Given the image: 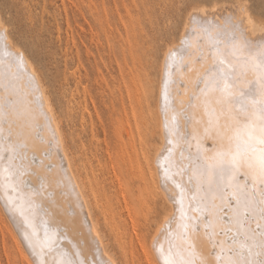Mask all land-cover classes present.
I'll return each mask as SVG.
<instances>
[{
    "label": "rangeland",
    "instance_id": "1",
    "mask_svg": "<svg viewBox=\"0 0 264 264\" xmlns=\"http://www.w3.org/2000/svg\"><path fill=\"white\" fill-rule=\"evenodd\" d=\"M102 3H103V5H102ZM198 5L199 6L201 5L203 7L205 6V9H207V10L209 9V11H212L211 10V8H212L217 13L229 11V10L236 8L238 5H243L244 8L247 10V12L252 16V18L254 20H256L257 22H259L261 24H262V21H264V0H141V1L140 0H0V18H1L0 20L3 22L2 24L5 25L8 36L10 37V40H12L11 42H13V45L15 44L14 45L15 47H19V49L21 48L20 50L24 51L26 56L31 60L33 65L38 70V73L40 74L42 82L44 83V85L46 87L45 89L47 91V94L50 97L49 99H50L51 105L54 107L53 109H54V112L56 114V117L60 123V126H62L61 129H63L62 132H63V135H65L64 139H66L65 142L67 143L66 148H68L67 152H70V154L73 156L72 157L68 153L69 158L72 159V160L70 159L71 161L76 160L75 163H74V161H73V163L71 162L72 167H73L74 171H76L78 173V176L81 180L82 179L84 180V177H85V180H84L85 184L84 185L87 184L85 189H87L89 187L86 190V193L89 191V193H87V195H88L89 201L91 202L90 204H92L91 205L92 211L96 210V212H94V213L97 215V217L93 213L95 215L94 217H96L94 219L97 223V227H98V223L100 222L99 227H98L100 229L99 231H101V230L103 231V233L100 232L101 236H102V234H104L102 236L103 241H105V243H107L108 245H106L105 243L104 244L106 245V248H108V251L110 250L109 252L112 254L113 258H115V257L117 258V261L115 259L117 264H147V263L158 264V261L156 262L157 259L155 257V253H154V248H153L154 246L152 245L153 235L156 231V228L158 227V226H156V228H155L154 223L156 225H159V223L161 222V220H160L161 215H162L161 219L163 220L167 216L166 214H169L171 212V209H170L171 204L168 201L165 202L166 197L164 196L165 194H164L163 189L161 188L160 191H157L160 189L161 186L158 182L159 181L158 176L156 177L157 172L155 170L156 169V166H155L156 151L161 146H162V148H160V149H162V150L165 147V145L162 144V140L164 139L163 130H162L163 128L161 127V125H159L162 121V114L160 113L161 112V110H160L161 106L159 104L160 103L159 100L161 98L160 93L162 91L161 87L163 86V83L161 82V80H163V69L162 68L165 64L164 61L166 60L165 57H167L168 51L171 48H175L177 43L179 42V38L181 36V33H179V31L182 32L183 25L185 23L184 21L187 19L186 16H188L186 14H189L187 12L193 11L192 9L195 6L197 7ZM90 6L95 7V8H91ZM115 7H116V9H115ZM146 7H148V8H146ZM89 8L91 10H89ZM96 8H97V10H96ZM145 8H146V10H145ZM106 10H108V11H106ZM139 11H141V12H139ZM150 11H153V12H150ZM138 12H139V14H136ZM133 16H137V17H135V19H134ZM140 17H142V18H140ZM127 18L130 19L129 20V21H131L130 24H129V21L127 22ZM136 18H137V20H136ZM138 18L141 19L140 23H139ZM133 19L136 20V22L138 21L137 23L139 25H137V23H133V21H134ZM131 24H133V25H131ZM128 25L130 27L134 26L133 27L134 29L131 27V29H133V30H131L130 27H128ZM126 27L128 30H130L129 34L127 32ZM122 28L124 29V31ZM135 29H136V32L134 33ZM112 34H114V35H112ZM178 34H180L179 38L177 37ZM126 35L127 36L129 35V39H127ZM133 35H135V36H133ZM135 37L139 39V40L137 39V41H139V42L136 41V43H135L136 39L133 40ZM177 38H178V41H177ZM124 39L127 41H124ZM128 40H130L129 44H127ZM132 40H133V43H132ZM172 40H173V45L170 44V43H172L171 42ZM119 41H122V42L119 43ZM144 41L146 43H144ZM175 41L177 42L176 44H174ZM137 43H139L138 44L140 47L139 51L141 54L138 53L139 52L138 50L132 51L134 49H137L136 47H138V45L137 46L135 45ZM141 43H143V44H141ZM123 44H124V46H123ZM133 44L135 46H133L131 48V46ZM140 44H141V46H143L142 48H141ZM129 45H130L131 51H129L130 50L128 47ZM167 45H170V47H168ZM121 46H123V47H121ZM121 48L122 49L126 48L129 53L133 52L132 54H134V52H135L136 55H133V56L129 55V57L130 56H132V57L139 56L140 60L137 57V60L133 62L131 60L133 58L128 57V52L126 50H123V52H122ZM143 48H145V49H143ZM165 50H166V52H165ZM124 51H125V53H124ZM123 53H124V55H123ZM143 53H144V55H143ZM137 54H139V55H137ZM126 58H128V59H126ZM135 59H136V57H135ZM135 59H133V60H135ZM138 60L140 63H137ZM161 62H162V64H161ZM122 63H123V65H122ZM141 63H142V65L140 68ZM143 63L144 64L146 63L145 64L146 66ZM147 64H148V66H147ZM129 66H130V68H129ZM135 66H137V68L138 67L139 68L138 69L134 68ZM146 67H147V69H146ZM119 68H121L123 71H120L121 69H119ZM131 68H133V70ZM144 68H145V70H144ZM125 69L128 72L124 71ZM135 69H137L139 71V77H138V75H136V74H138V72ZM146 70H148V71L146 72ZM129 71H131L130 74L132 75V78L128 76V75H130ZM121 72H122V74H121ZM124 72L128 73V74H126V76L129 77V78L127 77L128 79L131 78L130 80L131 81L133 80V82H131V81L130 82L136 83V84L131 85L129 80L126 81L127 78H126ZM140 72H141V75H140ZM123 74H124V76H123ZM159 74H160V76H159ZM144 75H146V76L148 75L147 76L148 79ZM140 76H141V78H140ZM144 77L147 79L146 82H145ZM120 79H122L121 80L122 86L120 84L121 81H119ZM124 81L126 83H124ZM134 81H138V83L134 82ZM100 82H101V84H100ZM158 82H160V85H158ZM127 83H129L130 86H132V87H130L129 85L128 86L124 85V84L127 85ZM117 85H118V87H116ZM134 86L136 88H134ZM139 86H140V88H139ZM113 87H115L114 88L115 90L113 89ZM124 87L125 88L128 87V88H126L125 90H122V88H124ZM118 89H121V90H118ZM127 89H128V91H127ZM133 89H134V91L136 89V93L133 92ZM149 89H150V93H148ZM113 91L115 93V96H113L114 95L112 93ZM119 91H120V93L122 92V94H120V93L118 94L117 92H119ZM140 91H143V92L140 93ZM133 93H135L136 96L138 95L137 96L138 98L137 97L131 98ZM139 93L141 95V98H143V99L142 100L140 99L137 101V99H139V97H140ZM108 94H110V95L113 94V95L110 96ZM117 94L119 95L118 98H117V96H118ZM121 95L124 98V100L122 97H120ZM157 96H159V97H157ZM110 97L113 98V100H111ZM125 97L127 98L128 101L126 100ZM84 99L86 100L85 102H84ZM115 99H116V101H115ZM119 99L122 101H120ZM134 100H136V101H134ZM144 100H146V101H144ZM125 101L127 103L129 102L128 103V105H130L129 107ZM150 101H152V102H150ZM154 101H155V103H154ZM157 102H158V105H157ZM123 103L125 104V107L122 106V105H124ZM136 103L139 104V106H137ZM140 103H142V104H140ZM117 104H119V106H117ZM131 104H133L132 105L133 109L132 108L130 109ZM143 104H145V105H143ZM147 105H148V107H147ZM150 105L152 106L151 108H150ZM153 105H155L157 107L154 108ZM104 106H106V107H104ZM115 106L117 108L116 110L119 111V112L117 111V113H120L121 111H123L122 113L124 114L125 118L121 117L123 115L121 113L119 115L120 117L118 116V114L115 112L116 111ZM120 106H121V110H119ZM136 106L138 108L140 107L142 110L139 111V109ZM85 107H86V109H84ZM109 107H110V109H108ZM126 107H128V108H126ZM102 109H104V110H102ZM136 109H138V111ZM109 110H111L110 114H109ZM153 111H155V112H153ZM132 113H133V115H132ZM153 113H154V115H153ZM139 114H141V115H139ZM150 114L152 115V117L150 116ZM128 115H130V116H128ZM138 115L140 117H138ZM115 116H117V117H115ZM143 117H145L146 119L145 118L143 119ZM126 118H128L129 121ZM150 118H153V120L151 119L152 122H151ZM159 118H160V120H159ZM117 119H119V120H117ZM147 120H150V122L152 124H150ZM113 121L114 122L119 121V122H117V124L118 123L119 124L118 125L116 124L117 125L116 126L115 124H113ZM126 121H127V123H126ZM130 121L131 122L133 121L132 122L133 126H134V127L132 126L133 128L130 125ZM140 121L142 122V124H140L141 123ZM143 122H145V124ZM147 122L150 125H148ZM125 123L128 127L125 125ZM144 125H145V127H144ZM158 125L160 128H158ZM134 128H135V130H134ZM144 128H145V130H144ZM128 130H130L131 134L128 133ZM133 131H135L137 133L135 134V132H133ZM138 133L141 134L140 137H139ZM122 134L124 135V137L122 136ZM137 134H138V138H137ZM148 134H150V135H148ZM116 137H117L118 141H117ZM126 138H128V139L132 138V139L128 140ZM160 138H162V139H160ZM145 140L147 141V143ZM126 141H130V142H126ZM159 141H161V142H159ZM117 142H118V144L116 145ZM128 143H129V146L127 145ZM131 143H133V144H131ZM143 144L147 148H145V146ZM146 144H148V145H146ZM156 144L158 146L157 148H155ZM131 145H134V146H131ZM126 148H128V149H126ZM138 148H139V150H138ZM141 148H143V149H141ZM154 148H155V150H154ZM129 149H130V151H129ZM117 152H118V154H117ZM132 153L133 154L135 153L134 157H133ZM139 153H140L141 157H140ZM177 153L178 152H177L176 146H175V150H174L172 155L173 156L177 155ZM119 154H121V155H119ZM129 154H130V156H129ZM150 154H151V157L154 156V157H152V159H151V157L149 159ZM127 155L129 158L127 157ZM136 155L139 156V158ZM146 155H147V157H146ZM121 156H122L123 160L121 159ZM124 159L126 160V163L128 162V164H126V167H125V165H123V164H125ZM143 159H146V160H143ZM132 160H133V162H132ZM147 160L148 161L153 160V161L148 162ZM140 163H141V165L139 167L138 165ZM148 163L150 165L151 164L152 165L150 166V165H148ZM132 164H134V165H132ZM74 165H76V166H74ZM136 165H137V167H136ZM145 166H146V168H145ZM127 167L129 169H127ZM132 167H134V168L132 169ZM140 168H144V169L139 170ZM150 168H151V170H149ZM129 170H130V173H128ZM136 171L138 173L137 176H136ZM145 172L148 174H145ZM88 173H89V175H88ZM92 173H94V174H92ZM150 173L151 174L153 173V174L151 175ZM154 173H155L156 179L153 176ZM83 174H85V175H83ZM90 175H92V176L89 177ZM145 175H147V176L149 175V177L147 178V176L145 177ZM92 177H94L93 178L94 180L91 179ZM116 177H118V178H116ZM141 177H145V178H141ZM135 178H136V180H134ZM149 178H150V180H152V179L153 180L150 181ZM139 179L140 180L142 179L141 182ZM143 179H146L145 181L147 183L145 181H143ZM112 180H114V181H112ZM154 180H156L158 182L157 183L158 185L155 183L156 181H154ZM94 181H96V183ZM137 181H139L140 184ZM142 181L144 183H142ZM153 181H154V183H152ZM113 182H115V185ZM128 182L130 184H133V185L130 186V184ZM117 183L120 186H118ZM134 183H136V184L138 183L139 186L135 185ZM153 184H154V186H156L158 188H156V187L154 188ZM145 185H147V186H145ZM128 186H130L133 190ZM117 187H119L120 191H119V189L116 190ZM120 187L122 188V190ZM127 187H128V189H127ZM110 188H112V190L115 189L117 193L114 190L113 191L115 192V194L120 195V197L119 196L117 197L115 194H113L114 192H112V190ZM151 188H152V190H151ZM96 189H98L99 191H97ZM104 189L106 191H104ZM109 189L111 191V194H110ZM149 189L152 192L156 193L157 196H155L154 193L150 192ZM94 190H96V191H94ZM90 191L92 194L90 193ZM128 191H131L133 196H134V194H136L134 196V198L131 195V193ZM135 191H137V192H135ZM103 192H106V193L103 194ZM118 192H119V194H118ZM97 193H99V194H97ZM160 193H161L160 197L163 194V196H162L163 198L158 197ZM95 194H97L98 196ZM121 194H123L124 196ZM143 194H144V196L142 197ZM100 195H101V197H100ZM103 195H105V196H103ZM125 195L127 198L125 197ZM95 196H97L96 198L99 201H96L97 199L95 198ZM113 196L114 197L116 196L118 199L116 197H115L116 199L113 198ZM89 197H91V199L93 201L90 200ZM103 197H105V198L103 199ZM144 197H147V198H145V200H144ZM151 198H152V200H151ZM153 198H155V200H153ZM101 199H103V200H101ZM126 199H127V201H126ZM149 199L151 200V204L149 202L150 201ZM104 200H105V202H104ZM115 200H117V201H115ZM119 200H121V203H119L120 202ZM138 200H140V202ZM94 201L96 203H94ZM106 201H107V203H106ZM98 202L99 203L102 202L100 204L104 207H102ZM133 202H134V204H133ZM153 202L154 203L156 202L155 206H154ZM164 202H165V204H164ZM112 203L113 204L116 203V205H118V204H120V205H118L119 206L118 207V206H115V204L113 205ZM122 203H123V205H122ZM135 203H138V204H135ZM142 203H144L145 205ZM168 204H170V205H168ZM1 205L2 204H0V264H26L27 262L24 259H22L20 257V255H18L17 247H15V245H16L15 241L16 240L19 241L18 235H17L12 223L10 222V219H9L3 205L2 206ZM126 205H127V207L129 205L128 209L130 207L131 208L128 210ZM114 206L117 207L116 210H119V212L121 210L122 214L121 213L119 214L118 211H117L118 214L114 213L115 212ZM134 206L136 208H137V206H139V207H138V209H136V208H134ZM106 207H107V209H106ZM108 207L110 210L108 209ZM112 207H114V208H112ZM123 207H125V209ZM149 207H151V208H149ZM111 208L114 210H112ZM141 208H143V209H141ZM139 209H140V214H139ZM148 209H151V210L154 209V210L151 212V210H148ZM143 210H145V211H143ZM162 210H164V211H162ZM97 211H99L100 214H101V212H104L103 214H101V216L102 215L103 216L99 217L100 214L97 213ZM127 211H128V213H131V212L132 213L128 214ZM129 211H131V212H129ZM156 211H159L160 213L158 212V214H157ZM161 211L165 212V213H163L164 215L162 214ZM145 212H147V213H145ZM148 212L151 213V215H149ZM154 213H156V214H154ZM105 214H106V216H104ZM133 214L135 215V217ZM146 214L149 215L148 216L149 219L147 218ZM110 215H111V217H110ZM120 215H123V217L127 215L126 217H128V218L125 217L126 218L125 219V218L121 217ZM129 215H130V217H129ZM157 215H160L159 220H158ZM117 216H120L119 218L121 219V221ZM156 216H157V218H156ZM140 217H141V219H139ZM130 219H132V220H130ZM138 219H139V221H138ZM146 219H147V221H146ZM152 219H154L155 222ZM103 220H105V221L103 222ZM128 220H129V222H128ZM157 220H158V222H156ZM133 221H134V223H133ZM144 221L147 222L146 225H144L145 224ZM148 221H149V223H148ZM120 222H122L123 224ZM124 222H127V225ZM109 223H111V224H109ZM131 223H133L132 225L134 227L131 225ZM137 223L140 225H137ZM142 223H143V225H142ZM116 224H117V226H116ZM123 225H125L127 229L124 228ZM141 225H142V227H137V226H141ZM150 225H151L150 228L152 230L150 228H147ZM119 226L121 227V230H123V231H120ZM113 227H116V228H114L115 230L112 229ZM140 228H142V229L144 228V229L142 230ZM153 228L155 230H153ZM111 230H112V232H111ZM127 230H130V231H127ZM136 230L138 231L139 234L136 233L137 232ZM115 231L117 232V234H120V235L116 236L117 234L115 233ZM131 231H132V233H131ZM127 232H128V234H125ZM146 232H148V234L151 233L152 235L151 234L148 235ZM129 233L132 235H135V237L131 236ZM123 234L127 235L126 236L127 238L125 236H123ZM143 234H145V235H143ZM121 235H122V237H121ZM137 235H138V237H136ZM139 235H141V237ZM150 235H151V237H149ZM118 237H119V239H118ZM132 237H133V239H132ZM14 238L16 240H14ZM141 238L143 240H141ZM122 239L123 240L126 239V241L128 242L129 245L124 240L125 244H122V246H121L120 244L124 243L122 241ZM134 239L135 240L138 239L137 242ZM12 240H14V242ZM130 240H132L133 243ZM146 240H148V241H146ZM118 241L119 242L121 241V243H119ZM130 242L133 245L136 243V245L133 246ZM144 242H145V244H144ZM149 242H150V246H148ZM142 244H143V246H142ZM118 247H120V248H118ZM131 247H136L135 249L134 248L132 249L133 252H131ZM122 248L123 249L126 248V250H123ZM128 249H129V253L127 252ZM143 250H145L147 254ZM148 250L149 251L153 250V251L149 252ZM123 251L126 252V254L127 253L128 254L126 255ZM137 253H139V254L137 255ZM140 253H142V256L140 255ZM152 254L154 257L152 256ZM149 255H150V257H149ZM136 256H140V258L136 257ZM146 256L150 259H148ZM144 257H146V259H148V262H146L147 260ZM21 259L24 261H21Z\"/></svg>",
    "mask_w": 264,
    "mask_h": 264
},
{
    "label": "snow or ice",
    "instance_id": "2",
    "mask_svg": "<svg viewBox=\"0 0 264 264\" xmlns=\"http://www.w3.org/2000/svg\"><path fill=\"white\" fill-rule=\"evenodd\" d=\"M240 9L243 11V5ZM194 24L207 38L209 52L218 49L222 42L232 43L243 39L249 49H260L261 63H264V21L259 30L260 39L254 41L247 35L248 28L244 26L243 19L239 16L230 15L225 23L213 24L211 20L202 22L198 12L189 14V24L186 26L184 38L177 47L169 51L165 60L163 74L165 147L161 156L157 158L158 167L161 168L162 187L167 192L168 184L171 183L177 190L173 202L174 206H178L179 212L178 216L174 214V217L170 218L165 229L169 243L167 252L162 245L156 250L162 264H264V182L253 180L244 171L236 170L230 164L220 163L210 170L203 159L202 145L193 138L191 130L190 108L195 98L194 94H189L188 101L179 103L178 108L170 97L171 86L175 85L177 90L186 87L185 81L177 75V70L188 72L191 67L185 62V57L191 54L188 37L197 34L193 28ZM200 52L196 63L203 59L202 48ZM13 68L15 72L12 71ZM213 71L221 79H232L231 74L222 71L218 65H210L203 75L196 78L194 85L196 91L207 86L205 77ZM22 73L26 76L32 91L38 93L34 76L25 69L23 54L9 50L6 29L0 28V88L6 92L9 89L15 91L13 81ZM252 91V85H249L248 89H242L243 95L236 97L235 102L244 105ZM35 102L47 120V114L43 112V100L39 95L35 96ZM16 103L17 101L9 95L0 97V191L4 193L10 210L15 211L23 222V235L33 256L36 257L34 264H111L108 260L89 262L81 257L79 251L69 254L62 250L56 230L49 228L47 222H44V239L41 241L37 235L34 221L43 208L32 199V195L44 190V178L38 177L40 181L38 188H32L24 179L26 173L34 175L38 173H32L25 165L24 161L28 157L26 151H22L26 149V145L20 139L22 133L13 130L12 116L16 111ZM169 108L172 110L170 120L167 117ZM36 134L43 141L38 128ZM172 137L177 139L174 140ZM177 142L181 146V160H187V164L182 162L178 166V171L172 174L167 163L161 164V159L169 160ZM208 143L205 142L206 146ZM193 146L195 151L192 150ZM185 152L187 156L184 155ZM176 175L187 176V183L177 182ZM25 187L29 188L32 195L23 191ZM172 224L175 225L174 229ZM201 228L209 244L208 256L214 257L211 262L198 252L192 239V234H198ZM219 235H223L225 240H217L216 237ZM229 240L231 243L226 249L225 244ZM225 252L230 254L227 258ZM57 255L59 259L56 258Z\"/></svg>",
    "mask_w": 264,
    "mask_h": 264
},
{
    "label": "bare ground",
    "instance_id": "3",
    "mask_svg": "<svg viewBox=\"0 0 264 264\" xmlns=\"http://www.w3.org/2000/svg\"><path fill=\"white\" fill-rule=\"evenodd\" d=\"M141 1V0H140ZM122 3V2H121ZM149 3V2H148ZM137 4V3H136ZM152 4V3H151ZM102 5H103V3H102ZM139 5V4H138ZM147 5V4H146ZM135 6V5H134ZM140 6V5H139ZM149 6V5H148ZM199 6V5H198ZM194 7L192 10L193 11H189V12H187V13H194V12H198L199 14H200V19H201V21L203 22V21H207V20H211V22L213 23V24H222V23H225L226 21H227V18L230 16V15H235V16H239V17H241L242 19H243V23H244V26L245 27H247L248 28V33H247V35L249 36V38L250 39H252V40H258V39H260V27H261V23H259V22H257L256 20H254L253 18H252V16L247 12V10L244 8V6H243V11H241V9H240V6L241 5H238L236 8H234V9H232V10H229V11H224V12H219V13H217V12H215L212 8H211V10L212 11H209V9L207 10V9H205V6L203 7V6H199V7ZM91 7V6H90ZM97 7V6H96ZM103 7V6H102ZM91 8H95V7H91ZM125 8V7H124ZM144 8V7H143ZM146 8H148V7H146ZM146 8H145V10H146ZM104 9V8H103ZM107 9V8H106ZM115 9H116V7H115ZM170 9V8H169ZM89 10H91L90 8H89ZM96 10H97V8H96ZM109 10V9H108ZM108 10H106V11H108ZM151 10V9H150ZM154 10V9H153ZM111 11V10H110ZM125 11V10H124ZM97 12V11H96ZM100 12V11H99ZM113 12V11H112ZM136 12V11H135ZM139 12H141V11H139ZM139 12L138 13H136V14H139ZM143 12V11H142ZM150 12H153V11H150ZM91 13V12H90ZM104 13V12H103ZM126 13V12H125ZM130 13V12H129ZM94 14V13H93ZM106 14V13H105ZM127 14V13H126ZM125 14V15H126ZM131 14V13H130ZM189 14H186V15H188V16H186L187 17V19L184 21L185 23H184V25H183V29H182V32L181 31H179V33H181V36H180V38H179V35L180 34H178V38H179V42L177 43L176 41L174 42V44H176L177 43V45H176V47L179 45V43H180V41H181V39L182 38H184V34H185V31H186V26L189 24ZM124 15V14H123ZM128 15V14H127ZM141 15V14H140ZM145 15V14H144ZM94 16V15H93ZM119 17V16H118ZM134 17V19H135V17H137V16H133ZM96 18V17H95ZM140 18H142V17H140ZM140 18H138L139 19V23H140ZM1 19V18H0ZM120 19V18H119ZM123 19V18H122ZM133 19V20H134ZM130 19L129 18H127V22L129 21ZM136 20H137V18H136ZM136 20H134L133 21V23H137L136 22ZM144 20V19H143ZM94 21V20H93ZM256 21V22H255ZM130 22L131 21H129V24H130ZM145 22V21H144ZM3 22L0 20V28H3V29H6V27H5V25H3L2 24ZM96 23V22H95ZM125 23V22H124ZM142 23V22H141ZM259 23V24H258ZM127 24V23H126ZM125 25V24H124ZM131 25H133V24H131ZM137 25H139L138 23H137ZM143 25V24H142ZM126 26V25H125ZM146 26V25H145ZM123 27V26H122ZM128 27H130L129 25H128ZM132 27V26H131ZM131 27H130V29H131ZM134 27V26H133ZM132 27V28H133ZM125 28V27H124ZM136 28V27H135ZM193 28L195 29V31H196V33L197 34H195V35H191V36H189L188 37V39H189V42H190V52H193V51H195L194 49H193V45L194 44H196V45H202V44H205L206 42H207V38L206 37H204L201 33H200V30H199V28H198V26L197 25H193ZM123 29V28H122ZM126 29H127V27H126ZM134 29V28H133ZM133 29H131V30H133ZM140 30V29H139ZM146 30V29H145ZM149 30V29H148ZM181 30V29H180ZM123 31H124V29H123ZM129 31L130 30H128L127 29V32H128V34H129ZM136 32V29H135V31H134V33ZM140 33V32H139ZM126 34V33H125ZM142 34V33H141ZM140 34V35H141ZM112 35H114V34H112ZM138 35V34H137ZM139 35V36H140ZM127 36V35H126ZM125 36V37H126ZM133 36H135V35H133ZM109 37V36H108ZM144 37V36H143ZM6 38H7V44L9 45V50L10 51H13V52H19V53H22L23 54V58H24V62H25V69H26V71H27V73H30L31 75H33L34 76V78H35V81H36V84H37V86H38V93H34L33 91H32V89H31V87L29 86V84H28V82H27V78H26V76L22 73L20 76H19V78L18 79H15L14 81H13V89L15 90V91H13L12 89H9L7 92L3 89V88H0V97H4V96H6V95H9V96H11L14 100H16L17 101V103H16V106H15V108H16V111L13 113V116H12V119H13V121H14V123H13V130H14V132H20V133H22L21 134V136H20V139H21V141L26 145V149H23L22 151H26V153H27V159L24 161V163H25V165L27 166V167H29L31 170H32V173H38V175H34V174H31V173H26L25 174V177H24V179L26 180V182L28 183V184H30L31 185V187L32 188H38L39 187V184H40V181H39V176H42L44 179H43V183H44V190L42 191V192H40L39 194H37V195H32V193L30 192V190H29V188H27V187H25V188H23V191L25 192V193H28L29 195H32V199L34 200V201H36V203L37 204H39V205H41L42 206V208H43V211H41L40 212V214L36 217V220L34 221V223H35V228H36V233H37V235L39 236V238H40V240L42 241L43 239H44V222H47V224H48V226H49V228H51V229H55L56 230V235H57V237H59L60 239L58 240V243H59V246H60V248L62 249V250H65V251H67L69 254H73V253H75L76 251H79V253H80V255H81V257L83 258V259H85L86 261H89V262H95V261H101V260H108V261H111V264H117V258L115 257V258H113V256H112V254L108 251V248H106V245H108L107 243H105V241H103V235L104 234H102V236H101V233H103V231L101 230V231H99L100 229L98 228L99 227V223H98V227H97V223H96V221H95V219L94 218H96L97 217V215L94 213V212H96V210L95 211H92V207H91V205L92 204H90L91 202L89 201V199H88V195H87V193H89V191L86 193V190L89 188L88 186V188L87 189H85V187H86V185H84L85 184V182H84V180H85V177H84V180L82 181L80 178H79V176H78V173L76 172V171H74V169H73V167H72V163H73V161H71L72 159L71 158H69V155H68V153L70 154V152H67L68 151V148H66V142H65V140L66 139H64V136L65 135H63V132H62V130L63 129H61L62 128V126H60V123H59V121H58V119H57V117H56V114H55V112H54V107L51 105V102H50V97L48 96V94H47V91H46V87H45V85H44V83L42 82V79H41V77H40V74L38 73V70L36 69V67L33 65V63L31 62V60L26 56V54L24 53V51H22V50H20L19 49V47H15L14 45H13V42H11L12 40H10V37L8 36V33H7V30H6ZM140 38V37H139ZM178 38H177V41H178ZM127 39H129V35L127 36ZM136 39V40H135ZM137 39L138 38H134L133 40H135V43H136V41H137ZM146 39V38H145ZM122 40V39H121ZM133 40H132V43H133ZM139 40V39H138ZM174 40V39H173ZM173 40L171 41L172 43H170L171 45H173ZM176 40V39H175ZM123 41V40H122ZM122 41H119V43L120 42H122ZM124 41H127V40H125L124 39ZM129 41L130 40H128V42H127V44H129ZM147 41V40H146ZM118 42V41H117ZM137 42H139V41H137ZM142 42V41H141ZM144 43H146L145 41H144ZM139 43H137V44H135L136 46L138 45ZM141 44H143V43H141ZM141 44H140V46H141ZM120 45V44H119ZM134 44L131 46V48L133 47V46H135ZM118 46V45H117ZM123 46H124V44H123ZM123 46H121V47H123ZM127 46V45H126ZM125 46V47H126ZM168 47H170V45H167ZM175 46V45H174ZM129 47V49H130V45L128 46ZM143 46H141V48H142ZM127 48V47H126ZM122 49L121 48V50H122V52H123V50H126L127 51V49ZM137 49H134V50H132V51H136V50H138L139 51V45H138V47H136ZM120 49V48H119ZM128 49V50H129ZM143 49H145V48H143ZM142 49V50H143ZM171 49H173V48H171ZM170 49V50H171ZM169 50V51H170ZM129 51H131V49L129 50ZM169 51H168V53H169ZM121 52V53H122ZM128 52V51H127ZM145 52V51H144ZM165 52H166V50H165ZM124 53H125V51H124ZM124 53H123V55H124ZM133 53V52H132ZM132 53H129L128 52V57H129V55H136V53L134 52V54H132ZM138 53H140V51L138 52ZM167 53V54H168ZM141 54V53H140ZM165 54V53H164ZM166 54V55H167ZM137 55H139V54H137ZM143 55H144V53H143ZM142 55V56H143ZM86 56V55H85ZM126 56V55H125ZM132 56H130L129 58H133V59H135V57H136V59L135 60H133V59H131L133 62L134 61H136L137 60V57L139 58V56H135V57H132ZM164 57V56H163ZM142 58V57H141ZM166 58V57H165ZM197 58V57H196ZM126 59H128V58H126ZM143 59V58H142ZM121 60V59H120ZM124 60V59H123ZM139 60H140V58H139ZM139 60H138V62L137 63H140L139 62ZM146 60V59H145ZM142 62V61H141ZM144 62V61H143ZM147 62V61H146ZM132 63V62H131ZM164 63H165V61H164ZM133 64V63H132ZM144 64V63H143ZM146 64V63H145ZM144 64V65H145ZM149 64V63H148ZM148 64H147V66H148ZM161 64H162V62H161ZM93 65V64H92ZM122 65H123V63H122ZM135 65V64H134ZM141 65H142V63L140 64V68H141ZM143 65V66H144ZM95 66V65H94ZM125 66V65H124ZM133 66V65H132ZM138 66V65H137ZM137 66H135L134 68H137ZM146 66V65H145ZM126 67V66H125ZM123 68V67H122ZM129 68H130V66H129ZM139 68V67H138ZM137 68V69H138ZM149 68V67H148ZM119 69H121V68H119ZM132 70H133V68H131ZM130 69V70H131ZM137 69H135V70H137ZM146 69H147V67H146ZM163 74H164V70H165V64H164V66H163ZM129 70V69H128ZM144 70H145V68H144ZM149 70V69H148ZM148 70H146V72L148 71ZM12 71L13 72H15L16 70H15V68H13L12 69ZM120 71H123L122 69L120 70ZM124 71H126V69L124 70ZM126 72H128V71H126ZM133 72V71H132ZM136 72V71H135ZM137 72H138V74H136V75H138V77H139V71L137 70ZM131 73V71H129V74ZM160 73V72H159ZM119 74V73H118ZM117 74V75H118ZM121 74H122V72H121ZM124 74H125V76H126V74H128V73H125L124 72ZM124 74H123V76H124ZM144 74V73H143ZM161 74V73H160ZM160 74H159V76H160ZM131 75V74H130ZM130 75H128L129 77H131L132 78V75L130 76ZM140 75H141V72H140ZM122 76V77H123ZM128 76H126V78L128 77ZM146 78H147V76L146 75H144ZM116 77V76H115ZM128 77V78H129ZM144 77V79H145V82H146V80L148 79H146ZM102 78V77H101ZM125 78V77H124ZM123 78V79H124ZM126 79V81L127 80H129V82L131 81L130 79ZM134 78V77H133ZM137 78V77H136ZM140 78H141V76H140ZM119 79V78H118ZM117 79V80H118ZM122 79H120L119 81H121ZM125 80V79H124ZM115 81V80H114ZM141 81V80H140ZM118 82V81H117ZM131 82H133V80L131 81ZM130 82V83H131ZM134 82H137L138 83V81H134ZM161 82L163 83V80H161ZM120 83V82H119ZM124 83H126L125 81H124ZM100 84H101V82H100ZM121 86H122V81H121ZM134 85V84H136V83H131V85ZM125 86H130V84L129 83H127V85L126 84H124ZM138 85V84H137ZM141 85V84H140ZM158 85H160V82H158ZM99 87V86H98ZM116 87H118V85L116 86ZM120 87V86H119ZM130 87H132V86H130ZM129 87V88H130ZM115 87H113V89H114ZM121 88V87H120ZM126 88H128V87H126ZM125 87L124 88H122V90H125L126 89ZM134 88H136L135 86H134ZM139 88H140V86H139ZM143 88V87H142ZM162 88V91H161V93H160V96H161V98H160V100H159V104H160V110H161V114H162V121H161V123L159 124V125H161V127L163 128L162 130H163V135H164V139L162 140V144L163 145H165V129H164V122H165V113H164V111H163V104H164V101H163V86L161 87ZM183 87H180L179 88V90H177V87L175 86V85H173V86H171L170 88H169V93H170V97H171V99L175 102V106L178 108L179 107V98L183 95ZM85 90V89H84ZM115 90V89H114ZM118 90H121V89H118ZM127 91H128V89H127ZM126 91V92H127ZM139 91V90H138ZM178 91H179V95H178ZM84 92V91H83ZM124 92V91H123ZM133 92H135L136 93V89H135V91H134V89H133ZM143 91H140V93H142ZM113 94V96H115V93H114V91L112 92ZM118 94L120 93V91L119 92H117ZM135 93H133V95L131 96V98L132 97H137L136 96V94ZM140 93H139V99H137V101L138 100H142L143 98H141V95H140ZM148 93H150V89H149V92ZM87 94V93H86ZM117 94V95H118ZM120 94H122V92L120 93ZM124 94V93H123ZM36 95H39L41 98H42V100H43V112L44 113H46L47 114V117H48V119L47 120H45V118H44V116L41 114V110L37 107V105H36V102H35V96ZM108 95H110V94H108ZM112 95H110V96H112ZM129 95V94H128ZM135 95V96H134ZM124 96V95H123ZM127 96V95H126ZM119 97V95L117 96V98ZM120 97H122V95L120 96ZM157 97H159V96H157ZM111 98V97H110ZM123 98V97H122ZM126 98V97H125ZM129 98V97H128ZM138 98V97H137ZM134 99V98H133ZM111 100H113V98H111ZM120 100V99H119ZM123 100H124V98H123ZM126 100H127V98H126ZM132 100V99H131ZM86 100L84 99V102H85ZM115 101H116V99H115ZM120 101H122V100H120ZM128 101V100H127ZM133 101V100H132ZM134 101H136V100H134ZM144 101H146V100H144ZM149 101V100H148ZM119 102V101H118ZM126 102V101H125ZM150 102H152V101H150ZM112 103V102H111ZM117 103V102H116ZM120 103V102H119ZM129 103V102H128ZM128 103L126 102V104L128 105ZM132 103V102H131ZM154 103H155V101H154ZM114 104V103H113ZM124 104V103H123ZM140 104H142V103H140ZM147 104V103H146ZM151 104V103H150ZM132 105L133 104H131V107H130V109L132 108ZM136 105L137 106H139V104H137L136 103ZM143 105H145V104H143ZM149 105V104H148ZM148 105H147V107H148ZM157 105H158V102H157ZM85 106V105H84ZM83 106V107H84ZM107 106V105H106ZM106 106H104V107H106ZM117 106H119V104H117ZM122 106H124L125 107V104L124 105H122ZM130 105H128V107H129ZM136 106V107H137ZM141 106V105H140ZM154 106V108L155 107H157V106H155V105H153ZM128 107H126V108H128ZM152 106L150 105V108H151ZM97 108V107H96ZM138 108V107H137ZM143 108V107H142ZM146 108V107H145ZM153 108V109H154ZM84 109H86V107L84 108ZM105 109V108H104ZM104 109H102V110H104ZM108 109H110V107L108 108ZM117 108H116V106H115V110H116ZM133 109V108H132ZM139 109V111L140 110H142L140 107L138 108ZM138 109H136L137 111H138ZM119 110H121V106H120V109ZM135 110V111H136ZM98 111V110H97ZM110 111L111 110H109V114H110ZM117 111L118 110H116L115 112L117 113ZM128 111V110H127ZM136 111V112H137ZM150 111V110H149ZM119 112V111H118ZM123 111H121L120 113L121 114H123L122 113ZM126 112V111H125ZM124 112V113H125ZM130 112V111H129ZM128 112V113H129ZM132 112V111H131ZM142 112V111H141ZM140 112V113H141ZM147 112V111H146ZM153 112H155V111H153ZM120 113H117L118 114V116L120 115ZM127 113V112H126ZM139 113V112H138ZM143 113V112H142ZM157 113V112H156ZM114 114V113H113ZM116 114V115H117ZM135 114V113H134ZM147 114V113H146ZM160 114V115H161ZM115 115V114H114ZM132 115H133V113H132ZM139 115H141V114H139ZM138 115V117H140ZM153 115H154V113H153ZM171 115H172V110H171V108H169V110H168V112H167V117H168V119L170 120L171 119ZM128 116H130V115H128ZM148 116V115H147ZM146 116V117H147ZM150 116L152 117V115L150 114ZM159 116V115H158ZM115 117H117V116H115ZM120 117V116H119ZM118 117V118H119ZM121 117H124V114L121 116ZM127 117V116H126ZM125 118V117H124ZM129 118V117H128ZM128 118H126V119H128ZM135 118V117H134ZM145 117H143V119H144ZM161 118V117H160ZM160 118H159V120H160ZM123 119V118H122ZM133 119V118H132ZM131 119V120H132ZM136 119V118H135ZM146 119V118H145ZM153 120V118H150V120ZM117 120H119V119H117ZM142 120V119H141ZM150 120H147L150 124H152L151 122H152V120H151V122H150ZM124 121V120H123ZM128 121H129V119H128ZM135 121V120H134ZM144 121V120H143ZM117 122H119V121H117ZM117 122H114L113 121V124H117ZM133 122V121H132ZM131 121H130V125H131V127L133 126V123H132ZM141 122V121H140ZM148 122H147V124H148ZM158 122V121H157ZM126 123H127V121H126ZM126 123H125V125H126ZM144 124H145V122H143ZM119 124V123H118ZM117 124V125H118ZM136 124V123H135ZM140 124H142V122L140 123ZM150 124H148V125H150ZM116 125V126H117ZM159 125H158V128H160L159 127ZM114 126V125H113ZM123 126V125H122ZM127 126V125H126ZM109 127V126H108ZM128 127V126H127ZM134 127V126H133ZM132 127V128H133ZM144 127H145V125H144ZM148 127V126H147ZM37 128L39 129V136H42L43 137V141H41V139H39L38 138V136H37ZM149 128V127H148ZM147 128V129H148ZM134 130H135V128H134ZM137 130V129H136ZM144 130H145V128H144ZM125 131V130H124ZM123 131V132H124ZM143 131V130H142ZM133 132H135V131H133ZM139 132V131H138ZM145 132V131H144ZM149 132V131H148ZM128 133L129 134H131L130 133V130H128ZM137 132H135V134H136ZM141 133V132H140ZM147 133V132H146ZM151 133V132H150ZM116 134V133H115ZM120 134V133H119ZM134 134V133H133ZM139 134V133H138ZM138 134H137V138H138ZM140 135L141 134H139V137H140ZM148 135H150V134H148ZM53 136L55 137V139H53ZM115 136V135H114ZM122 136L124 137V135L122 134ZM136 136V135H135ZM161 136V135H160ZM131 137V136H130ZM147 137V136H146ZM163 138V137H162ZM162 138H160V139H162ZM174 140H176L177 138L176 137H172ZM116 139H117V137H116ZM124 139V138H123ZM126 139H128V138H126ZM130 139H132V138H129L128 140H130ZM122 140V139H121ZM141 140V139H140ZM117 141H118V139H117ZM146 141V140H145ZM126 142H130V141H126ZM133 142V141H132ZM159 142H161V141H159ZM135 143V142H134ZM137 143V142H136ZM143 143V142H142ZM146 143H147V141H146ZM118 144V142L116 143V145ZM126 144V143H125ZM131 144H133V143H131ZM159 144V143H158ZM128 146H129V143L127 144ZM144 145V144H143ZM146 145H148V144H146ZM160 145V144H159ZM131 146H134V145H131ZM145 146V145H144ZM155 146V145H154ZM175 146H176V150H177V155H171V157L169 158V160L168 161H164L163 159H161V164L163 165L164 163H167L168 165H169V167L171 168V171H172V174H175L177 171H178V166L183 162L184 164H187V160H184V161H182L181 160V146H180V143L179 142H177L176 144H175ZM208 147H211V143L209 142L208 143V145H207ZM125 147V146H124ZM149 147V146H148ZM158 146H157V144H156V146H155V148H157ZM132 148V147H131ZM145 148H147L146 146H145ZM155 148H154V150H155ZM160 148H162V146L160 147ZM158 149L157 151H156V155H155V166H156V172H157V175H156V177L158 176V182H159V184H160V189L159 190H157V191H160L161 190V188L163 189V191H164V196L166 197V201L165 202H169L170 204H171V212L169 213V214H166L167 216L162 220L161 218H162V215H161V218H160V220H161V222L159 223V225H156L155 223H154V227L156 228V226H158L157 228H156V231H155V233H154V235H153V239H152V245L154 246L153 248H154V253H155V257H156V262L158 261V264H162V260L160 259V256H159V253L157 252V250H156V248L157 247H159V246H163V248H164V250H165V252H167V250H168V247H169V243H168V240L166 239V235H167V233H166V231H165V229H166V227L168 226V222L170 221V218H173L174 217V214H176L177 216H178V212H179V209H178V206H174V202H173V196L175 195V193L177 192V190L175 189V187L171 184V183H169L168 184V191L166 192L165 191V189H164V187H162V178H161V168L160 167H158V164H157V158H158V156H161V153H162V149ZM118 149V148H117ZM126 149H128V148H126ZM133 149V148H132ZM141 149H143V148H141ZM140 149V150H141ZM120 150V149H119ZM125 150V149H124ZM138 150H139V148H138ZM147 150V149H146ZM193 151H195V147L193 146V149H192ZM129 151H130V149H129ZM128 151V152H129ZM119 152V151H118ZM118 152H117V154H118ZM47 153V154H46ZM148 153V152H147ZM154 153V152H153ZM133 154V153H132ZM146 154V153H145ZM71 155V154H70ZM119 155H121V154H119ZM134 155H135V153L133 154V157H134ZM139 155H140V153H139ZM154 155V154H153ZM184 155L185 156H187V152H185L184 153ZM72 156V155H71ZM126 156V155H125ZM129 156H130V154H129ZM132 156V155H131ZM137 156V155H136ZM73 157V156H72ZM127 157H128V155H127ZM138 158H139V156H137ZM140 157H141V155H140ZM143 157V156H142ZM146 157H147V155H146ZM150 157H151V154H150V156H149V159H150ZM152 157H154V156H152ZM152 157H151V159H152ZM35 158V162H33V159ZM124 158V157H123ZM129 158V157H128ZM71 159V160H70ZM75 159V158H74ZM121 159H122V156H121ZM141 159V158H140ZM123 160V159H122ZM130 160V159H129ZM139 160V159H138ZM143 160H146V159H143ZM76 161V160H75ZM75 161H74V163H75ZM124 161H125V164H123V165H125V167H126V164H128V162L126 163V160L124 159ZM140 161V160H139ZM148 161V160H147ZM146 161V162H147ZM153 160H149L148 162H152ZM72 162V163H71ZM132 162H133V160H132ZM144 162V161H143ZM77 163V162H76ZM139 163V162H138ZM130 164V163H129ZM132 165H134V164H132ZM140 165H141V163L138 165L139 167H140ZM148 165H150L149 163H148ZM152 165V164H151ZM150 165V166H151ZM74 166H76V165H74ZM129 166V165H128ZM143 166V165H142ZM147 166V165H146ZM146 166H145V168H146ZM135 167V166H134ZM134 167H132V169L134 168ZM136 167H137V165H136ZM144 167V166H143ZM149 168V167H148ZM127 169H129L128 167H127ZM131 169V170H132ZM138 169V168H137ZM142 169H144V168H140L139 170H142ZM81 170V169H80ZM85 170V169H84ZM147 170V169H146ZM149 170H151V168L149 169ZM154 170V169H153ZM148 171V170H147ZM149 172V171H148ZM154 172V171H153ZM155 172V173H156ZM80 173V172H79ZM86 173V172H85ZM128 173H130V170L128 171ZM155 173H154V178L156 179V177H155ZM87 174V173H86ZM92 174H94V173H92ZM135 174V173H134ZM137 171H136V176H137ZM141 174V173H140ZM139 174V175H140ZM145 174H148V173H146L145 172ZM151 174V173H150ZM153 174V173H152ZM151 174V175H152ZM83 175H85V174H83ZM88 175H89V173H88ZM142 175V174H141ZM92 175H90L89 177H91ZM96 176V175H95ZM115 176V175H114ZM147 175H145V177H146ZM152 176V177H153ZM82 177V176H81ZM88 177V176H87ZM112 177V176H111ZM145 177H141V178H145ZM149 177V175L147 176V178ZM83 178V177H82ZM94 177H92L91 179H93ZM114 178V177H113ZM116 178H118V177H116ZM115 178V179H116ZM132 178V177H131ZM139 178V177H138ZM146 178V179H147ZM176 180H177V182H182V183H187V176H180V175H176ZM114 179V180H115ZM146 179H143V181H145ZM87 180V179H86ZM94 180V179H93ZM114 180H112V181H114ZM134 180H136V178L134 179ZM138 180V179H137ZM140 180V179H139ZM142 180V179H141ZM141 180H140V182H141ZM148 180V179H147ZM149 180H150V178H149ZM153 180V179H152ZM152 180H150V181H152ZM97 181V180H96ZM96 181H94L95 183H96ZM142 181V183H144ZM149 181V182H150ZM154 181H156V180H154ZM154 181L152 182V183H154ZM84 182V183H83ZM133 182V181H132ZM139 184H140V182L139 181H137ZM146 182V181H145ZM157 181L155 182L156 184L158 183ZM90 183V182H89ZM114 183V185H115V182H113ZM120 183V182H119ZM129 183V182H128ZM138 183L136 184V183H134L135 185H137V186H139L138 185ZM147 183V182H146ZM130 184V183H129ZM93 185V184H92ZM95 185V184H94ZM117 185L118 186H120L118 183H117ZM128 185V184H127ZM131 185H133V184H130V186ZM158 185V184H157ZM96 186V185H95ZM130 186H128V187H130ZM145 186H147V185H145ZM91 187V186H90ZM128 187H127V189H128ZM153 187L155 188L156 186H154V184H153ZM93 188V187H92ZM104 188V187H103ZM121 188V187H120ZM131 188V187H130ZM140 188V187H139ZM146 188V187H145ZM156 188H158V187H156ZM100 189V188H99ZM111 190H112V188H110ZM110 189H109V191H110ZM119 189V187H117V189L116 190H118ZM132 189V188H131ZM138 189V188H137ZM97 191H99L98 189H96ZM96 190H94V191H96ZM101 190V189H100ZM115 192H116V190L115 189H113ZM112 190V192H114ZM121 190H122V188H121ZM133 190V189H132ZM131 190V191H132ZM136 190V189H135ZM151 190H152V188H151ZM150 189H149V191L150 192H152ZM104 191H106L105 189H104ZM119 191H120V189H119ZM131 191H128V192H130L131 193ZM139 191V190H138ZM148 191V192H149ZM156 191V190H155ZM115 192L113 193V194H115ZM135 192H137V191H135ZM162 192V191H161ZM90 193H91V191H90ZM104 193H106V192H103V194ZM117 193V192H116ZM121 193V192H120ZM146 193V192H145ZM152 193H154V192H152ZM158 193V192H157ZM92 194V193H91ZM97 194H99V193H97ZM97 194H95V195H97ZM102 194V193H101ZM110 194H111V191H110ZM118 194H119V192H118ZM125 194V193H124ZM151 194V193H150ZM155 194V196H157V194L156 193H154ZM153 194V195H154ZM171 194V195H170ZM108 195V194H107ZM117 197L119 196L120 197V195H117V194H115ZM121 195H123V194H121ZM131 195H132V193H131ZM136 194H134V196H135ZM160 195H161V193L159 194V196L158 197H160ZM92 196V195H91ZM98 196V195H97ZM97 196H95V198L97 197ZM103 196H105V195H103ZM115 196V197H116ZM124 196V195H123ZM133 196V195H132ZM134 196H133V198H134ZM144 196V194L142 195V197ZM147 196V195H146ZM150 196V195H149ZM162 196H163V194H162ZM161 196V197H162ZM100 197H101V195H100ZM114 196H113V198H115ZM116 197V198H117ZM125 197H126V195H125ZM160 197V198H161ZM90 198V200H92L91 199V197H89ZM93 198V197H92ZM105 197H103V199H104ZM115 198V199H116ZM127 198V197H126ZM145 198H147V197H144V200H145ZM163 198V197H162ZM94 199V198H93ZM97 199V198H96ZM103 199H101V200H103ZM118 199V198H117ZM106 200V199H105ZM105 200H104V202H105ZM113 200V199H112ZM111 200V201H112ZM124 200V199H123ZM136 200V199H135ZM143 200V199H142ZM150 200V199H149ZM148 200V201H149ZM151 200H152V198H151ZM151 200L149 201L150 202V204H151ZM153 200H155V198H153ZM93 201V200H92ZM96 201H99L98 199L96 200ZM108 201V200H107ZM107 201H106V203H107ZM115 201H117V200H115ZM120 202L119 203H121V200H119ZM126 201H127V199H126ZM125 201V202H126ZM133 201V200H132ZM139 202H140V200H138ZM0 204H2L3 205V207H4V209H5V211H6V213H7V215H8V217H9V219H10V222L12 223V225H13V227H14V229H15V231H16V233H17V235H18V238H19V241L18 240H16L15 238H14V240H16L15 242H16V245H15V247H17V250H18V255H20V257L22 258V259H24L28 264H34V261L36 260V257L35 256H33V254H32V250H31V248L29 247V243H28V241L25 239V237H24V235H23V222H22V220H21V218L18 216V214L15 212V211H13V210H10V208L8 207V205H7V203H6V197H5V195H4V193L2 192V191H0ZM113 202V201H112ZM135 202V201H134ZM134 202H133V204H134ZM138 202V203H139ZM147 202V201H146ZM163 202V201H162ZM165 202H164V204H165ZM94 203H96L95 201H94ZM99 203V202H98ZM100 203H102V202H100ZM99 203V204H100ZM138 203H135V204H138ZM156 203V202H155ZM155 203L153 202V204H154V206H155ZM113 204V203H112ZM115 204V206H118V205H120V204H118V205H116V203H114ZM113 204V205H114ZM125 204V203H124ZM127 204V203H126ZM142 204H144V203H142ZM170 204H168V205H170ZM1 205V206H2ZM101 205V204H100ZM99 205V206H100ZM107 205V204H106ZM122 205H123V203H122ZM130 205V204H129ZM129 205H128V207H129ZM145 205V204H144ZM167 205V206H168ZM102 206V205H101ZM109 206V205H108ZM112 206V205H111ZM114 206V207H115ZM147 206V205H146ZM152 206V205H151ZM153 206V207H154ZM2 207V208H3ZM98 207V206H97ZM102 207H104V206H102ZM114 207H112V208H114ZM119 207V206H118ZM126 207H127V205H126ZM128 207H127V209H128ZM138 207L139 206H137V208L134 206V208H136V209H138ZM142 207V206H141ZM1 208V209H2ZM96 208V207H95ZM100 208V207H99ZM98 208V209H99ZM111 208V209H112ZM116 208L117 207H115L114 209H115V212L114 213H117V211H118V213L120 214L121 213V210H120V212H119V210H116ZM122 208V207H121ZM124 209H125V207H123ZM131 208V207H130ZM129 208V209H130ZM144 208V207H143ZM143 208H141V209H143ZM149 208H151V207H149ZM3 209V210H4ZM106 209H107V207H106ZM105 209V210H106ZM108 209H109V207H108ZM114 209H112V210H114ZM119 209V208H118ZM128 209V210H129ZM169 209V210H170ZM110 210V209H109ZM108 210V211H109ZM148 210H151V209H148ZM154 209H152L151 210V212L153 211ZM165 210V209H164ZM164 210H162V211H164ZM107 211V212H108ZM126 211V210H125ZM135 211V210H134ZM143 211H145V210H143ZM161 211V212H162ZM166 211V210H165ZM110 212V211H109ZM129 212H131V211H129ZM150 212V211H149ZM148 212V214L149 215H151V213H149ZM157 212V214H158V212L159 211H156ZM96 215V217H94L95 215ZM97 213H99V211H97ZM104 212H101V214H103ZM117 213V214H118ZM127 213H128V211H127ZM132 213V212H131ZM131 213H128V214H131ZM134 213V212H133ZM144 213V212H143ZM145 213H147V212H145ZM160 213V212H159ZM163 213H165V212H162V214ZM93 214V215H92ZM100 214V213H99ZM101 214H100V216L99 217H102L101 216ZM109 214V213H108ZM122 214V213H121ZM125 214V213H124ZM139 214H140V209H139ZM154 214H156V213H154ZM134 215V214H133ZM144 215V214H143ZM147 215V214H146ZM145 215V216H146ZM149 215H147V218L149 219ZM164 215V214H163ZM104 216H106V214L104 215ZM109 216V215H108ZM115 216V215H114ZM121 217H123V215H120ZM120 216H117L118 218L120 217ZM127 216V215H126ZM126 216H124L123 218H125ZM155 216V215H154ZM158 216V220H159V216L160 215H157ZM157 216H156V218H157ZM110 217H111V215H110ZM116 217V216H115ZM129 217H130V215H129ZM132 217V216H131ZM134 217H135V215H134ZM122 218V219H123ZM126 218H128V217H126ZM125 218V219H126ZM146 218V217H145ZM154 218V217H153ZM104 219V218H103ZM120 219V218H119ZM134 219V218H133ZM137 219V218H136ZM139 219H141V217L139 218ZM139 219H138V221H139ZM99 220V219H98ZM109 220V219H108ZM107 220V221H108ZM124 220V219H123ZM122 220V221H123ZM130 220H132V219H130ZM153 221H154V219H152ZM156 220V219H155ZM158 220L156 221V222H158ZM105 220H103V222H104ZM119 221V220H118ZM120 221H121V219H120ZM125 221V220H124ZM135 221V220H134ZM134 221H133V223H134ZM146 221H147V219H146ZM110 222V221H109ZM128 222H129V220H128ZM132 222V221H131ZM137 222V221H136ZM145 222V221H144ZM155 222V221H154ZM115 223V222H114ZM120 223H122V222H120ZM126 225H127V222H124ZM133 223H131V225L133 224ZM141 223V222H140ZM148 223H149V221H148ZM109 224H111V223H109ZM123 224V223H122ZM121 224V225H122ZM129 224V223H128ZM147 224V222H145V224L144 225H146ZM120 225V226H121ZM137 225H140V224H138L137 223ZM142 225H143V223H142ZM142 225L141 226H137V227H142ZM149 225V224H148ZM113 226V225H112ZM115 226V225H114ZM116 226H117V224H116ZM119 226V227H120ZM133 226V225H132ZM136 226V225H135ZM254 226V225H253ZM123 227L124 228H126V226L125 225H123ZM128 227V226H127ZM131 227V226H130ZM134 227V226H133ZM147 227V226H146ZM151 227V225L149 226V227H147V228H150ZM172 227H173V229L175 228V225L174 224H172ZM114 228H116V227H113L112 229H114ZM129 228V227H128ZM146 228V229H147ZM10 229V228H9ZM8 229V230H9ZM123 229V228H122ZM127 229V228H126ZM125 229V230H126ZM133 229V228H132ZM140 229H142V228H140ZM139 229V230H140ZM144 229V228H143ZM142 229V230H143ZM151 229V228H150ZM11 230V229H10ZM115 230V229H114ZM141 230V231H142ZM149 230V229H148ZM152 230V229H151ZM150 230V231H151ZM153 230H155L154 228H153ZM120 231H123V230H121V227H120ZM127 231H130V230H127ZM133 231V230H132ZM132 231H131V233H132ZM135 231V230H134ZM137 231V230H136ZM101 232V233H100ZM111 232H112V230H111ZM145 232V231H144ZM143 232V233H144ZM152 232V231H151ZM115 233L117 234V232L115 231ZM137 234H139L138 233V231L136 232ZM135 233V234H136ZM147 234H148V232H146ZM145 233V234H146ZM125 234H128V232L127 233H125ZM130 234V233H129ZM142 234V233H141ZM145 234H143V235H145ZM146 234V235H147ZM149 234H151V233H149ZM148 234V235H149ZM13 235V234H12ZM11 235V236H12ZM118 235H120V234H117L116 236H118ZM131 236H134L135 237V235H132V234H130ZM152 235V234H151ZM151 235L149 236V237H151ZM229 235H231V234H229ZM15 236V235H14ZM13 236V237H14ZM123 236H127V235H124L123 234ZM129 236V235H128ZM140 237H141V235H139ZM12 237V238H13ZM121 237H122V235H121ZM136 237H138V235L136 236ZM127 238V237H126ZM131 238V237H130ZM145 238V237H144ZM118 239H119V237H118ZM129 239V238H128ZM132 239H133V237H132ZM147 239V238H146ZM192 239H193V241L195 242V244H196V247H197V250H198V252L206 259V260H209L210 262L211 261H213L214 260V257H209L208 256V249H209V244L207 243V239H206V237H204V235H203V229L201 228V230H200V232L197 234V233H193L192 234ZM216 239L217 240H221V241H223V240H225V237L223 236V235H219V236H217L216 237ZM14 240H12L13 242H14ZM105 240V239H104ZM125 241H126V239H124ZM124 240L122 239V241L124 242ZM135 240V239H134ZM138 240V239H137ZM137 240H135L136 242H137ZM141 240H143L142 238H141ZM129 241V240H128ZM131 242H132V240H130ZM145 241V240H144ZM146 241H148V240H146ZM119 242V241H118ZM127 242V241H126ZM130 242V243H131ZM139 242V241H138ZM143 242V241H142ZM106 245H105V244ZM119 243H121V241L119 242ZM118 243V244H119ZM133 243V242H132ZM131 243V244H132ZM140 243V242H139ZM230 243H231V241L229 240L228 241V243H226L225 244V248L227 249V247L230 245ZM122 244H125V242L124 243H121L120 245L122 246ZM127 244H128V242H127ZM138 244V243H137ZM141 244V243H140ZM144 244H145V242H144ZM129 245V244H128ZM127 245V246H128ZM133 245V244H132ZM131 245V246H132ZM134 245H136V243L134 244ZM133 245V246H134ZM120 246V247H121ZM142 246H143V244H142ZM148 246H150V242H149V245ZM147 246V247H148ZM108 247V246H107ZM120 247H118V248H120ZM124 248V247H123ZM122 248V249H123ZM129 248V247H128ZM135 249L136 247H131V252H133L132 251V249ZM138 248V247H137ZM142 248V247H141ZM143 249V248H142ZM37 250H39V249H37ZM123 250H126V248L125 249H123ZM137 250V249H136ZM135 250V251H136ZM143 251H145V250H143ZM149 251V250H148ZM150 251H153V250H150ZM149 251V252H150ZM217 251H219V249H217ZM124 252V251H123ZM128 253H129V249H128V251H127ZM137 252V251H136ZM140 252V251H139ZM125 254H126V252H124ZM127 253V254H128ZM145 253H146V251H145ZM152 253V252H151ZM124 254V255H125ZM126 254V255H127ZM136 254V253H135ZM139 253H137V255H138ZM147 254V253H146ZM122 255V254H121ZM140 255L142 256V253H140ZM228 255H230L229 253H227V252H225V258H227V256ZM115 256V255H114ZM152 256H153V254H152ZM124 257V256H123ZM136 257H139L140 258V256H136ZM147 257V256H146ZM146 257H144L145 259H146ZM149 257H150V255H149ZM154 257V256H153ZM53 257H46V259H52ZM56 258L57 259H59V257H58V255L56 256ZM138 258V259H139ZM148 258V257H147ZM21 259V261H24V260H22ZM115 259H116V261H115ZM143 259V258H142ZM148 259H150V258H148ZM148 259H146L147 261L146 262H148ZM152 259V258H151ZM20 260V259H19ZM144 261V260H143ZM154 261V260H153ZM119 262V261H118ZM26 263V264H27ZM147 264H149V263H147ZM152 264V263H151Z\"/></svg>",
    "mask_w": 264,
    "mask_h": 264
},
{
    "label": "clouds",
    "instance_id": "4",
    "mask_svg": "<svg viewBox=\"0 0 264 264\" xmlns=\"http://www.w3.org/2000/svg\"><path fill=\"white\" fill-rule=\"evenodd\" d=\"M192 47L195 51L185 57L191 65L189 71L177 70L186 83L179 103L187 102L189 94H194L191 130L193 138L202 145L204 161L210 170L220 163L230 164L253 180L264 182V63L260 49H249L243 39L222 42L211 52L207 42ZM201 48L203 59L196 63ZM210 65H218L232 79H221L213 71L205 77L207 86L196 91V78ZM249 85L253 91L245 104L236 103L235 98L243 95L242 89ZM205 142H210L211 147Z\"/></svg>",
    "mask_w": 264,
    "mask_h": 264
}]
</instances>
